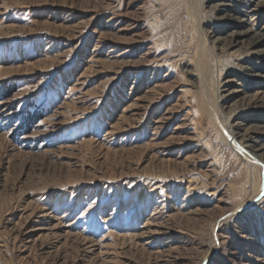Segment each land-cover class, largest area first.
Here are the masks:
<instances>
[{"label":"rangeland","instance_id":"rangeland-1","mask_svg":"<svg viewBox=\"0 0 264 264\" xmlns=\"http://www.w3.org/2000/svg\"><path fill=\"white\" fill-rule=\"evenodd\" d=\"M204 1L0 0V264H264V114L222 107L264 84L209 34L264 13Z\"/></svg>","mask_w":264,"mask_h":264},{"label":"bare ground","instance_id":"bare-ground-1","mask_svg":"<svg viewBox=\"0 0 264 264\" xmlns=\"http://www.w3.org/2000/svg\"><path fill=\"white\" fill-rule=\"evenodd\" d=\"M205 2L206 0L204 1V3ZM217 5L221 8L226 9V12L227 10H230L233 12L235 11L234 13H238L239 15H236V16L228 15V18L226 19V21L227 22L231 21L232 23H236L240 27L245 26L246 24L251 22L252 19L257 18L260 14L264 13V0H260L252 8L246 7L247 4H245L244 0H236V1L220 0V3H218ZM193 13L196 14V10H193ZM207 33L208 32L206 31L205 34ZM209 34H210V39L212 41L211 43L217 44V46L219 45L218 47L220 49L233 48L236 45H238V43L244 45V47L242 48H245V50L249 48L248 53L255 57L253 58L254 62L250 64V68L252 69L254 67L256 71L249 69V67H246L244 68L246 70V73L244 72L245 74L243 76L245 80L247 81V84L256 85V86H260L264 84V74L262 73V71L264 70V49H263L264 48V25L262 29H257L254 24L253 27H251L250 29H246L244 31L243 30L231 31L230 33H227L225 37L217 38L216 35H212L211 33ZM236 38H240L241 40L235 41ZM243 52L244 51H242V53ZM224 91L225 90H223L222 93ZM238 92L239 91H232L227 96H224V97L232 98ZM243 98H244L243 101L240 103L239 107L237 108H231L233 105L231 106L224 105L222 107L223 109H227L228 112H233V114L238 111L237 109H239L241 113L238 116L240 117L243 116L242 119L246 121L250 119H260L261 115L264 114V92L255 91L253 94L245 93ZM256 113L259 115H256ZM236 119L238 120L240 118H236ZM234 125L242 126V124L240 123H235ZM249 129H250L249 133H245V131L243 133V131L241 130L234 129L235 131L234 130L232 131L233 136L236 137L241 143L245 144L247 148L252 150V152L255 155L264 159V142H262L264 139L258 138V136H264V126L254 124L253 126L252 125L249 126Z\"/></svg>","mask_w":264,"mask_h":264},{"label":"trees","instance_id":"trees-1","mask_svg":"<svg viewBox=\"0 0 264 264\" xmlns=\"http://www.w3.org/2000/svg\"><path fill=\"white\" fill-rule=\"evenodd\" d=\"M36 119L34 118V121H35Z\"/></svg>","mask_w":264,"mask_h":264}]
</instances>
